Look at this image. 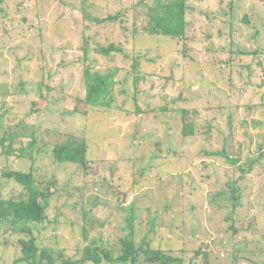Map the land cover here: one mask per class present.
<instances>
[{"label":"rangeland","instance_id":"1","mask_svg":"<svg viewBox=\"0 0 264 264\" xmlns=\"http://www.w3.org/2000/svg\"><path fill=\"white\" fill-rule=\"evenodd\" d=\"M133 2L0 0V138L15 135L12 151L0 153V195L20 192L1 175L5 167L54 179L49 221L34 231L37 245L54 257L76 258L85 245L117 248L131 210L134 243L169 250L181 264H264V161L241 172L203 154L224 149L241 165L264 144L263 110L246 117L242 107L264 93V54L242 61L222 50L231 27L241 36L235 46L253 48L243 13L259 25L256 44L264 45V0H187L188 39L181 40L133 30V20L137 27L146 19L144 3L135 8ZM109 45L123 53L91 50L86 60L99 69L117 65L118 78L135 61L145 78L137 103L153 112L132 113L131 81L127 95L116 93L123 109L73 112L74 98L84 94V48ZM37 94L50 103L40 100L38 111L26 115ZM178 95L198 110L197 136L181 134L178 110L159 109ZM30 133L48 142L84 134L88 167L56 163L46 151L27 157L19 148ZM20 238L0 227V264H12Z\"/></svg>","mask_w":264,"mask_h":264},{"label":"trees","instance_id":"2","mask_svg":"<svg viewBox=\"0 0 264 264\" xmlns=\"http://www.w3.org/2000/svg\"><path fill=\"white\" fill-rule=\"evenodd\" d=\"M142 3L145 5L144 13L146 19L137 27H134L135 20H133V30L137 29L136 31L147 34L166 35L179 40L183 39V37L188 39V22L186 21L185 13L189 10L190 6L187 5V0H150L149 3L145 2V0H138L134 7L136 8ZM115 17L116 15H108L106 19L113 20ZM240 21L246 23V25L244 24L243 26H245V29H250L252 32L251 38L253 48L251 50H244L243 48L241 49L242 46L240 47L238 43H236L235 46L232 41L236 39L240 41L241 36L238 35L239 32H237L234 27H231L229 33L226 35V47L222 46V50H226L229 53L227 59H232L238 55L240 57H236V60L244 61L246 58L253 59L258 56V54H264V45L259 42L256 44L257 39L260 40L259 25H253L247 13L242 14ZM91 50L103 54L123 53L121 47L112 45L95 46L90 49L88 47L84 48L82 70L84 94L82 97L76 96L74 98L75 104L73 112L85 115L89 107L101 109L118 107L119 109H123V101L116 103V93L117 95H127L128 81H131V87L133 89V95L131 96V103L133 106L132 113L137 115L142 112L154 111V107L144 109L137 103L136 95L140 92L139 85L144 82L145 78L139 74V72L135 71V61H133L131 66L132 69L128 74L130 75L131 73L132 77L124 75L122 78H118L120 67L117 65L99 69L94 62H88L86 60V55ZM180 52L182 57L185 58L187 56L184 50H180L179 53ZM124 55H126V53H124ZM144 75L146 79H148L149 74ZM162 89H164V85H162ZM40 100H45L46 104L50 103L45 95L37 94L29 99V112L26 115L38 111V101ZM169 102L164 105L162 103L159 109L166 111L178 110L181 115V134L183 136H197L198 125L196 124V116L198 110L193 106L184 105V99L179 95L170 99ZM174 103H177L175 107ZM79 104H82V106L80 107ZM242 107L244 108L246 117L250 113L256 112L258 108L262 109V114H264V93H261L257 103L246 102ZM253 123L256 124L260 122L254 121ZM227 124L228 127H231V116L227 117ZM24 126H26L24 120H20L17 124V127L20 129ZM206 128L209 129L210 127L207 126ZM14 137L15 135L12 133L1 136V154L8 155L12 151L11 146ZM4 141H7L6 145ZM250 142L251 141H249V143ZM19 149L21 152H25L27 157L33 154V152L38 153L46 151L56 163H71L85 170L89 163L86 158L87 143L84 134H68L64 139L48 142L37 139L30 133L27 145ZM257 150L259 151L257 156H248L241 165L236 164L238 159L228 154L224 149L215 151L206 150L203 151V154L210 158H216L217 160L221 159L224 165L234 167L235 170L244 172L252 166H258L259 168L260 165L258 162L252 165L253 161H264V144L260 143ZM1 175L6 180L14 181L20 187L18 195H11L9 197L0 195V227L14 234L21 235L22 237L18 240L19 254L13 260L12 264H53L56 259H59L60 264H84L88 262L92 264H99L102 262L108 264H135L137 262L143 264H181L180 258L171 255L169 250L165 251L153 248L147 241H143V243L139 245L134 243L132 238L133 229L131 223L133 215L131 210L126 218L129 231L119 240V246L117 248L105 247L103 244L85 245L76 248V258L64 257L62 252H59L57 256L54 257L49 249L41 248L37 245L36 236L34 234L36 226L49 221L46 211L49 201L54 195V191L57 189L54 179H38L33 173L32 168L28 170H16L5 167L2 168ZM50 187H55V189L51 191ZM197 253L196 251L195 254Z\"/></svg>","mask_w":264,"mask_h":264},{"label":"crops","instance_id":"3","mask_svg":"<svg viewBox=\"0 0 264 264\" xmlns=\"http://www.w3.org/2000/svg\"><path fill=\"white\" fill-rule=\"evenodd\" d=\"M135 1H136V0H134V2H133V6L135 5Z\"/></svg>","mask_w":264,"mask_h":264}]
</instances>
